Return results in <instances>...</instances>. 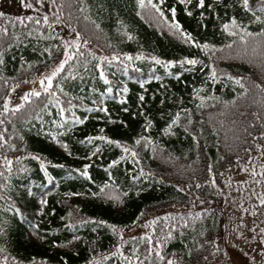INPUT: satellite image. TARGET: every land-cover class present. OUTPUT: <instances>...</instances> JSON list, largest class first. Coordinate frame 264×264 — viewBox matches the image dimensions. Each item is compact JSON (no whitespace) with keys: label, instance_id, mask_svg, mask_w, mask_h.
<instances>
[{"label":"trees","instance_id":"trees-1","mask_svg":"<svg viewBox=\"0 0 264 264\" xmlns=\"http://www.w3.org/2000/svg\"><path fill=\"white\" fill-rule=\"evenodd\" d=\"M59 2L60 0H57V3ZM70 2L75 7L77 0H70ZM195 2L196 0H192L187 5H181L179 0H165V5L176 7L177 20L197 40H208L218 45L226 44L229 39L237 40L232 50L217 52L213 59L218 68L242 77L250 89L249 93L243 98H238L235 104L225 106L222 102L230 101L236 92L240 91L239 87L223 77L215 83L207 81L203 94H214L220 100L209 99L206 101V107L196 110L192 103L191 90L205 81V74L209 71L207 67L200 72V65L197 66L196 71L190 68L186 71L177 70L180 67L174 65L166 72L162 65H157L148 59L137 60L135 56L141 52L145 57L155 55L162 59H180L183 56L196 55L207 63L206 56L202 55L199 49L185 45L182 40L168 31L167 26L153 21L143 11L144 19L137 16L135 0H84L86 11L83 14L72 12V24L75 30L85 29L87 25L82 36L87 38L89 43L81 44V50L87 54V50L90 49L89 45H91L105 55L118 51L127 52L133 56L131 64L125 62L124 65L118 66L119 62H114L106 72L114 87V94L125 95L121 86L129 89L126 93L127 104L121 103L118 98L114 99V94L105 97L104 102L109 114L117 121L116 123H108L106 119H97L96 117L103 116V113L95 108L92 112L75 109L78 116L89 118L82 124H74L59 137L68 142L72 155L65 152L60 144L55 143L46 134L39 133L40 124L35 119L30 122L35 127L29 130V126L25 125L19 117L14 118L15 130L24 136L26 150L41 156L50 163L46 164L47 177L39 168V163L31 158L23 162L24 166L29 169L26 173H16L14 165L10 194L21 207L25 218L4 211L6 204L0 201V221L7 219L5 231L0 233V247L6 249L4 254L26 261L35 258L37 264L42 261H46V264H88L94 255H103L112 251L117 238L106 226H97L96 231L92 230L93 225L91 224L68 227L67 213L70 210L73 212V220L81 217H95L97 220L103 219L114 223L120 228L127 226L125 231L135 227L132 221L138 216L140 217L137 220L139 225L141 221L157 214V216L164 217L171 213L177 221L180 216H183L189 222V226L184 229L183 237L174 234L175 238L167 241L166 247L162 249L163 254L166 257L175 254L179 258V264H222L226 249V219L222 209L225 181L237 168L247 165L249 156L258 155L254 148L255 142L248 133L256 134L264 130L261 122L257 121L252 124L251 115L253 112L264 115V103L258 98L259 90L253 88L254 83L264 85V56L260 55L261 49L259 48L253 55L250 43L247 55L238 51L243 47L239 44L238 38L227 37L220 28V24L232 15L245 23L251 18L250 13L239 7L238 0H206L214 4V11H205L203 17L199 13L204 10L196 9ZM260 2L262 0H250L253 6ZM185 6L192 10L191 16L185 13ZM34 9L36 12L20 17L33 15L39 19L47 12L51 18L52 13L56 11V8L50 4V0H44V6L39 7L38 10ZM67 12L66 8L65 16L62 17L66 27H68ZM257 14L261 13L257 12ZM84 15L90 16L100 24L102 31L92 28L89 22L83 19ZM15 18L16 15L13 14H6L5 17L0 18V26L7 27L9 33L8 36L0 35V49H3L5 61L4 65L0 66V97L5 93L4 79H9L10 85L13 82L11 78L15 77L20 86L27 85V83H22V80L24 75L29 73L24 70L17 71L21 68V57L33 62L30 72H35L37 69L43 71V65L40 62L49 63L46 54L40 55L43 48L50 47L52 44L63 47V36L59 34L54 25L55 35L61 37L60 40L53 37L47 25L36 26L32 22L25 21L24 25L16 22L13 27L12 22ZM117 21L121 24H117ZM261 27L262 25L259 24L249 25V29L253 32H259ZM117 28H120L121 32H117ZM125 29L133 34L132 40L123 37L122 31ZM29 31L33 32L32 36L28 35ZM39 32H43L45 37L41 38ZM13 33L18 34V42L9 49L5 42H13ZM253 39L264 42V37L249 38V42ZM57 56L58 53L53 49V59L55 60ZM97 62L99 61L95 59L89 60L88 74L84 73L82 67L75 71H79L83 76L85 89L92 86L103 91L104 86L95 75L93 67ZM185 68L188 66L185 65ZM177 71L180 72L179 77L174 75ZM153 75H159L161 79H150ZM75 83L80 84L79 78ZM234 88L236 91H233ZM68 90L73 95L85 97L86 103L98 95V93H89L86 90L79 92L74 87ZM140 94L145 95L142 104L138 101ZM41 100L42 98H37L36 103L39 104ZM178 100L184 102L179 105L180 107L193 108V127L197 131L203 130L197 142H194L191 136L184 133L181 128L174 129L176 132L174 136L160 134L159 130L167 123L169 114L176 111ZM125 107L128 108L127 112L123 111ZM51 110L52 118H56L57 110L54 107ZM141 110H143V115H141ZM40 116L47 127V121L50 119L47 113L41 112ZM144 116L153 121L150 132L164 146L165 153L171 154L174 158L179 157L178 160L165 161L160 156H153L148 150L137 148L141 156L139 165L134 164L132 158L125 154L124 160L109 169L110 161L120 156L121 151L115 146L103 144L99 154L92 156L91 159L87 158L88 153L92 151V146L79 143L86 135H99L100 129L103 128V134L119 139L122 143L126 142L131 147L136 135L142 131ZM119 121H124L125 124L122 125ZM7 127L9 128L8 135H12L11 124ZM94 143L101 142L96 140ZM0 154H4L2 149H0ZM86 163L90 165L88 168L90 180L76 171V169L83 170V165ZM208 164L212 166L211 178L216 181L217 187L215 188L211 184L203 185L204 179H210L206 172ZM181 165L186 169L183 174L178 171ZM141 167L146 171H151L154 175L148 181L142 180L134 184L131 176L136 174ZM108 171L112 173L110 183L119 185V190L129 191V195L123 198V204L112 202L102 196L91 195V192H99V186L109 180ZM193 173L196 180H190ZM160 177L164 179L158 183L157 179ZM196 181L202 183L200 189L195 188ZM187 183H191L192 187L186 188L184 192L178 191L175 187L177 184L184 186ZM27 188H31L33 195H27ZM135 188L142 189L139 195L136 194ZM66 193H73V195H65ZM77 193L79 195H75ZM197 196L199 199H196ZM41 199L47 200V203L41 204ZM201 200L203 203L200 202ZM76 209L79 211L77 212ZM141 212L144 213L143 216L140 215ZM196 213H199V216H196ZM257 216L264 221V210L259 206H257ZM61 217L65 219L62 220ZM33 224L38 227L33 228ZM0 226L3 225L0 224ZM161 226L162 222L158 221L157 232ZM201 231L204 232L203 236L199 235ZM73 235L80 236L81 240L72 241ZM52 241H56L57 244L54 245ZM213 241L215 244L211 243ZM136 243L140 245V250L143 252L146 244L139 239ZM198 244L201 246L197 247ZM129 247H131L130 239L129 243L123 246V250L127 251ZM213 248H218V251H213ZM103 264H116V261L110 257ZM153 264H156L155 257H153Z\"/></svg>","mask_w":264,"mask_h":264},{"label":"snow or ice","instance_id":"snow-or-ice-1","mask_svg":"<svg viewBox=\"0 0 264 264\" xmlns=\"http://www.w3.org/2000/svg\"><path fill=\"white\" fill-rule=\"evenodd\" d=\"M191 2L192 0H179L181 5H187ZM20 3L26 9L36 8L38 10L39 7L44 6V0H20ZM50 4L56 8V11L52 13L51 18L47 12H45V14H43L39 19L33 15H26L24 17L16 16L15 21L12 22L13 27H15L16 22L24 25L25 21L32 22L36 26L41 24L47 25L50 32H52L53 37L57 40H60L61 37L55 35L53 25L62 24L65 22L62 17L65 16V9L67 8V26L73 29L75 36L70 43L68 40H64L62 48L57 44H52L50 47L43 48L40 55L43 56L46 54V58L49 61L47 64H45L43 61L40 62L43 65V71L37 69L35 72H30L33 67V62L27 61L21 57V68L17 71L24 70L29 73L28 75H24L22 83L31 84L32 87L25 90L22 95L15 99L14 102L12 93L20 86V84L16 82L15 77L11 78L13 82L10 85L9 79H4L3 84L5 85V93L2 97H0V149H2L4 153L0 154V201H4L6 204L4 211L13 213L14 216L21 218H25L24 213L21 207L18 206L17 201L13 200L12 195L10 194L12 191L14 165L16 166V173H26L29 171V169L24 166L23 162L27 158H31L32 160H35L39 163V168L44 172L45 177H47L48 171L46 164L50 162L46 161L41 156L26 150L24 146V136L15 130V124L13 123L14 118L19 117L25 125L29 126V130H31L32 127H35V125L30 123L31 120L35 119L40 124L38 128L39 133L46 134L55 143L60 144L65 152H67L69 155H72V152L69 150L68 142L61 140L59 137L62 133H66L74 124H82L89 118L88 116H78L75 109H83L86 112H92L93 108H95V110L98 112L103 113V116H98L96 117L97 119H106L108 123H116L117 121H115L109 114L108 107L104 102L106 96L113 95L115 92L111 81L106 75V72L109 68H111L114 62H119L118 66H122L125 64V62L131 64L133 60V56L127 52L112 51L109 55H97L91 49L87 50V54L81 50V44L87 45L89 43V40L82 36V32L87 29V25L85 29H81L79 31L75 30V27L72 24V12L75 11L77 13L83 14L86 11L84 0H77L75 7H73V3L70 2V0H67V2L66 0H60L59 3H57V0H50ZM135 4L137 8V16H140L142 19H144L145 15L142 14L143 11L153 21L167 26L168 31L182 40L185 45L199 49L200 53L206 56L207 63L205 60L200 59L199 56L196 55L183 56L180 59H162L161 57L155 55L145 57L141 52L135 56V59L137 60L148 59L155 62L157 65H162L166 72L174 65H178L182 70L185 71L189 70V68L192 71H196L197 66L200 65L201 72H203L204 67H207L209 71L205 74V81H202L199 85L193 87L191 90L192 103L196 110L206 107V101L209 99L216 101L220 100V98L214 94H203L207 81H212L215 83L219 81L221 77H223L232 84L239 87L240 91L236 92V95L233 96L230 101L224 100L222 102L225 106H228L229 104H235L238 98H243L249 93L250 89L248 86H246L242 77L233 75L221 68H218L216 61L213 59L217 52H223L226 49L232 50L233 45L237 43V40L229 39L226 44L218 45L217 43H213L208 40L200 41L195 39L193 34L185 30L179 20H177L176 7L166 6L165 0H135ZM238 5L242 10L250 13L251 18L245 23V21L238 20L235 15H232L220 24L221 30L226 34L227 37L238 38L239 44L243 46L242 48L238 49V51L247 55L249 53L250 43L251 53L253 55L256 54L257 49L259 48L261 49L260 55L264 56V42L257 41L255 39L249 42V38L264 37V0H262V2L258 3L256 6L250 4V0H238ZM194 7L196 9L204 10L200 11L199 13L201 17L205 15V11H214V4L206 2V0H196ZM184 11L187 15H192V10L187 6H185ZM257 12L261 14L258 15ZM5 15L6 14L3 11H0V18L5 17ZM83 19L89 22L92 28L102 31L100 24L91 19L90 16L84 15ZM117 24H121V22L117 21ZM252 24L262 25L260 31H251L249 29V25ZM37 31H39V29H37ZM117 32H121V29L117 28ZM0 35L8 36V28L0 26ZM28 35L32 36L33 32L29 31ZM122 35L129 40L134 38L133 34L126 29L122 31ZM39 36L44 38L45 34L43 32H39ZM13 37V42H5L7 48L9 49L13 47L14 43L18 42V34L13 33ZM53 49H55L58 53V56L55 60L53 59ZM90 59L99 61L95 63L93 67L95 69V75L98 76L99 81H101L104 86L103 91H100V89L92 86H88L87 89H85L83 87V76L80 75L79 71H75V69L82 67L84 73L88 74V64ZM4 63V52L3 49H0V66L4 65ZM25 65H27V69H25ZM185 65H187L188 68H185ZM132 66L135 67V65ZM136 70L140 71L139 69ZM174 75L179 77L180 72L177 71L174 73ZM78 78L80 80V84L75 83ZM150 79L160 80L161 77L159 75H153L150 77ZM70 87L76 88L79 92H84L86 90L89 93H98V95L95 99H91L90 102L86 103L85 97L82 95H73V93L68 90ZM253 88L259 90L258 98L262 103H264V85L261 83H254ZM121 90L125 95L121 96L120 93H115L113 98H118L121 103L127 104L126 93L129 91V89L126 86H121ZM233 91H236V89L234 88ZM37 98H42L39 104L36 103ZM144 100L145 95L140 94L138 96V101L142 104ZM161 103H163V101H161ZM183 103V100L177 101L176 111L169 114L167 123L159 130L160 134L163 136H174L176 135L174 129L181 128L183 129L184 133L191 136L194 142H197L198 136L203 130L199 129V131H197L196 128L193 127V108L187 106L180 107L179 105ZM52 107L57 110L55 113L56 118H52ZM123 111L127 112L128 108L125 107ZM41 112H46L50 118L47 121V127L45 126V121L40 116ZM141 115H143V110H141ZM251 115L253 117L252 124L259 121L261 122L262 127H264V115H261L259 112H253ZM144 121L145 122L142 127V131L136 135L131 147L126 142L122 143L119 139H114L103 134V128L100 129L99 135H86L82 140L79 141V143H87L88 145L92 146V151H90L87 156L88 159H91L92 156L100 153L102 144L119 148L121 155L110 161L108 165L109 169L114 165H118L122 160H124L125 154L132 158L134 164L139 165L141 162V156L136 150L137 148L140 150H148L153 156H160L165 161H171L173 159L178 160L179 157L174 158L171 156V154L165 153L164 146L152 136L150 129L153 126V121L147 116H144ZM119 123L122 125L125 124L124 121H119ZM8 124H11L12 126V135H8ZM245 130L247 131V129ZM248 135L255 142L254 148L258 154L256 159H259L261 156H264V130L258 131L256 134L249 132ZM96 140L100 141L101 143H94ZM8 153L12 154L9 155ZM248 159L250 162L255 163L252 156H249ZM237 160H239V157H237ZM89 167L90 165L86 163L83 165V170L76 169V171L79 172L83 177L90 180L91 176L88 171ZM259 167L261 169L260 175L264 177V163H261ZM241 170H248L251 172V177L253 178L251 182L253 184H261L262 181L260 179H255L257 175L255 167L249 168L248 165H244ZM178 171H181V174H183V171H186V169L181 165L179 166ZM206 172L210 179H204L203 185L211 184L212 187H217L215 179L211 178V164L206 165ZM153 175L154 174L151 171H146L143 167H141L138 169L136 174L131 176V180L134 184H137L142 180L148 181ZM108 177L109 180L103 185L99 186V192H91V195L94 197L102 196L112 202L123 204V198L129 195V191L119 190V185L110 183L112 180L111 171H108ZM163 179V177H160L157 179V182L159 183L163 181ZM190 180H196L194 173ZM175 187L178 191L184 192L186 188L190 189L192 184L187 183L184 186L177 184ZM201 187L202 183L200 181H196L195 188L200 189ZM134 190L137 195H139L142 191L141 188H135ZM26 193L27 195H33L31 188H27ZM65 195H73V193H66ZM75 195L79 194L77 193ZM252 195L256 196V193L253 192ZM196 199H199V197L197 196ZM256 199L259 205H264V192H261L259 196H256ZM200 202L203 203L202 200ZM40 203L46 204L47 200L41 199ZM76 211L78 212L79 209H76ZM140 215L143 216L144 213L141 212ZM189 215H191V213H189ZM195 215L199 216V213H196ZM67 216L69 218L67 224L68 227L91 224L93 225L92 230L96 231L97 226H106L107 229H109L117 238V242L114 244L112 251L106 252L103 255H94L92 259L88 261V264H103V262L109 260L110 257L114 258L116 264H153V257H155L156 264H179V258L176 257L175 254L166 257L163 254L162 249L166 247L167 241L169 239L175 238L174 234H178L180 237H183L185 234L184 229L189 226V222L183 216H180L179 220L177 221L175 217H172L171 213L166 214L164 217L155 216L145 219L141 221L139 225L137 224V220L140 219L138 216L136 220L132 221V224L134 226L142 227L146 229V231L138 237L132 236L130 238H125L124 231L127 226H125V228H120L114 223H109L103 219L97 220L95 217H81L79 219L73 220V212L71 210L67 213ZM61 219L63 220L65 218L61 217ZM158 221L162 222V226L157 232L156 225ZM0 224L3 225L0 226V233H4L5 227L7 226V219L0 221ZM32 227L37 228L38 225L33 224ZM260 231L264 233V228H261ZM199 235L203 236L204 232L201 231ZM129 239L131 240V247L125 251L123 250V246L129 243ZM138 239L146 244L143 252L140 250V245L136 243ZM79 240H81L80 236L73 235L72 241ZM261 242L264 243V240ZM52 243L54 245L57 244L56 241H52ZM211 243L215 244L214 241ZM200 246L201 245L199 244L197 245V247ZM213 251H218V248H213ZM5 252L6 249L0 247V264H37L35 258L26 261L24 259H19L16 256L4 254ZM40 264H46V261H42Z\"/></svg>","mask_w":264,"mask_h":264},{"label":"rangeland","instance_id":"rangeland-1","mask_svg":"<svg viewBox=\"0 0 264 264\" xmlns=\"http://www.w3.org/2000/svg\"><path fill=\"white\" fill-rule=\"evenodd\" d=\"M0 11L16 16L36 12L34 8H24L20 0H0ZM54 26L59 34L63 36V39L68 40L70 43L75 36V32L63 23ZM89 48L99 55L104 54L94 46L89 45ZM30 87L32 85L27 84L16 88L12 93L13 101L15 102V99ZM256 157H253L255 163L248 161L247 165L249 168L255 167L257 172L255 179L262 181L260 185L251 182L253 179L251 172L241 170L244 166L237 168L232 176L225 181L222 209L225 212L226 219V249L225 257L221 261L222 264H264V243L261 242L264 240V233L260 231L261 228H264V221L257 216V206L263 208V210L264 207L259 205L256 199V196L264 192V177L260 175L261 169L259 167L261 163H264V156L259 159H256ZM253 192L256 193V196L252 195ZM145 231L146 229L135 226L124 231V236L125 238L138 236Z\"/></svg>","mask_w":264,"mask_h":264}]
</instances>
